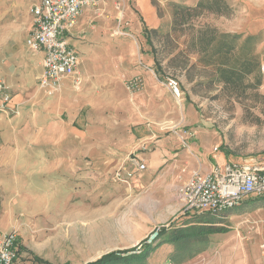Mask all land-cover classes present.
I'll use <instances>...</instances> for the list:
<instances>
[{
    "label": "crops",
    "instance_id": "obj_1",
    "mask_svg": "<svg viewBox=\"0 0 264 264\" xmlns=\"http://www.w3.org/2000/svg\"><path fill=\"white\" fill-rule=\"evenodd\" d=\"M41 1L0 0V74L11 95L10 110L0 113V189L4 193L0 227L4 217L24 216L30 209L50 210L42 192L51 185L50 178L57 176L61 183L72 180L77 169L91 164L118 167L125 175L133 172L132 185L159 182L170 192L194 173L205 175L215 165L227 163L219 149L213 150L215 163H205L201 169L197 157L201 144L178 147V136L188 143L197 139L198 132L173 133L163 118L164 111L165 116L169 112V92L155 79V73L159 75L153 69L154 55L145 31H167L172 19L158 16L154 0H126L124 8L107 0L95 9H84L64 34L79 57L77 74L65 78L55 93L38 87L44 53L27 44L34 30L30 10ZM156 1L162 9L170 1L197 3ZM135 79H140L141 86L131 89ZM136 162L144 163L147 171H137ZM31 187L36 195L14 199ZM68 191L60 200L68 199ZM182 212L188 218L195 215ZM22 225L28 226L23 222L5 227ZM238 237L224 241L217 250L214 241L207 239L202 247L195 241L178 253L174 245L164 244L165 264H264L263 252L249 250V242Z\"/></svg>",
    "mask_w": 264,
    "mask_h": 264
},
{
    "label": "rangeland",
    "instance_id": "obj_2",
    "mask_svg": "<svg viewBox=\"0 0 264 264\" xmlns=\"http://www.w3.org/2000/svg\"><path fill=\"white\" fill-rule=\"evenodd\" d=\"M226 1L229 16H210L205 21L223 32L241 34L244 39L257 37L254 47L263 61L264 75V0ZM170 3L185 4L179 1ZM169 5L163 9L164 16L172 19ZM200 71L197 69L193 72L195 82L192 83L185 74L172 69H164L162 78H158L156 73L154 76L169 92V112L165 116L164 111L163 116L168 119V129L183 135L198 132L197 139L188 143L178 136V147L183 149L188 144H201L197 156L201 169L205 163H215L213 150L216 147L227 163L241 164L264 159V99L254 96L249 100L234 101L219 87H209L207 81L211 74L201 75ZM170 79L179 83L182 92L180 99L172 96L167 86ZM259 94L264 97V81ZM164 105L166 108V103ZM192 154L195 155L194 152ZM75 173L72 180L69 178L63 183L57 176L50 178V187L42 190L50 210L30 209L23 213L24 216L17 214L11 219L2 218L3 227L0 230L14 231L18 236V258L14 264H87L113 252L135 247L140 249L143 241L153 243L158 239L154 244L158 246L165 242L167 233L173 235V231L187 221L188 216L183 215L182 202L178 197L181 186L165 192L159 182L145 180L136 185L128 184L120 180L118 174L126 175L118 172V167L105 169L94 164L77 169ZM65 190H69V197L60 200L66 197L63 193ZM2 192L0 189V211ZM26 195H36L34 187L28 191L24 189L14 199L20 200ZM55 197L58 200H49ZM23 222L28 226L5 227ZM219 222L217 226L227 229V232L206 236L207 240L214 241L215 250L224 241H233L235 237L240 239V235L249 242V250L262 254L264 205L248 204L243 209L239 206ZM164 229L167 230L165 235ZM203 245L200 242L196 246ZM166 255L167 249L161 247L143 264H165Z\"/></svg>",
    "mask_w": 264,
    "mask_h": 264
},
{
    "label": "trees",
    "instance_id": "obj_3",
    "mask_svg": "<svg viewBox=\"0 0 264 264\" xmlns=\"http://www.w3.org/2000/svg\"><path fill=\"white\" fill-rule=\"evenodd\" d=\"M169 4L172 15L169 29L145 31L159 77L162 78L164 69H172L185 74L187 80L192 83L195 82L193 72L199 69L201 75L211 74L207 81L209 87H219L234 101H245L254 96L264 99L259 94L264 75L263 61L254 47L257 37L249 36L244 39L241 34L223 32L205 21L210 16H229L227 1L198 0L194 6ZM153 5L157 8L158 16L162 18L164 11L160 4L154 0ZM255 203L264 205V197L244 200L237 206L221 212L196 213L197 215L187 219L181 228L173 231V235L167 233L165 242L158 246L154 245L158 239L153 243L143 241L140 249L135 247L113 252L87 264H143L164 244H172L176 249H185L191 242L206 240L208 235L227 232V229L217 226L219 220L239 206L243 209L248 204ZM166 232L164 229V235Z\"/></svg>",
    "mask_w": 264,
    "mask_h": 264
},
{
    "label": "built area",
    "instance_id": "obj_4",
    "mask_svg": "<svg viewBox=\"0 0 264 264\" xmlns=\"http://www.w3.org/2000/svg\"><path fill=\"white\" fill-rule=\"evenodd\" d=\"M107 0H42L31 8L34 30L27 40L35 52H43V72L38 78V87L45 93L60 91L62 81L75 77L79 57L64 37L75 25L84 9L97 8ZM118 7H125L126 0H114ZM129 86L138 89L140 79ZM167 86L175 99L182 96L179 83L170 79ZM11 95L0 74V113L10 110ZM218 151V147L214 149ZM137 171H145L144 163L136 162ZM135 173L118 174L121 181L132 184ZM179 197L185 213L218 212L231 209L249 198L264 197V159L249 160L241 164L215 165L205 175H194L179 188ZM18 236L0 231V264H14L18 258ZM264 254V244L261 245Z\"/></svg>",
    "mask_w": 264,
    "mask_h": 264
}]
</instances>
